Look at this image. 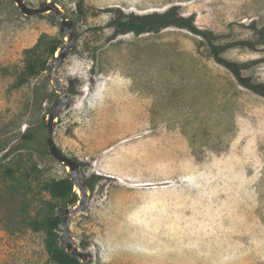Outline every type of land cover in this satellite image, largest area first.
Here are the masks:
<instances>
[{
    "label": "rangeland",
    "instance_id": "rangeland-1",
    "mask_svg": "<svg viewBox=\"0 0 264 264\" xmlns=\"http://www.w3.org/2000/svg\"><path fill=\"white\" fill-rule=\"evenodd\" d=\"M52 1L76 33L57 70L70 99L53 139L86 186L102 177L71 219L78 246L93 264H264V95L187 28L112 25L116 7L143 20L178 7L224 58L247 64L243 76L264 82V0ZM59 44L53 13L0 0V264H57L31 222L74 207L44 188L69 176L47 143L60 98L48 53ZM30 49L48 69L17 86Z\"/></svg>",
    "mask_w": 264,
    "mask_h": 264
},
{
    "label": "trees",
    "instance_id": "trees-1",
    "mask_svg": "<svg viewBox=\"0 0 264 264\" xmlns=\"http://www.w3.org/2000/svg\"><path fill=\"white\" fill-rule=\"evenodd\" d=\"M83 4L78 6V9L82 15H86V10ZM178 7H173L165 14L152 15L155 16L153 20H143L142 18L135 15H128L121 9L116 7L112 9L114 18L112 25L114 30L118 34L134 33L140 35L148 32L150 27L156 29L164 28L170 24L178 25L179 27L187 28L188 30L202 36L207 41L211 56H213L218 62L230 69L233 74L237 77L240 84L251 89L252 91L264 95V82H253L251 79L243 76L242 69L247 66L245 63H237L230 61L222 56V47L219 44L213 42L211 35L198 29L192 19H186L180 17L177 13ZM51 14V13H50ZM246 43V41H242ZM60 48L59 45H53L50 52V56L55 55L57 50ZM25 67L20 73L17 81V86L26 83L30 78L36 77L43 71L48 69V59L41 57V54L37 52V49H30L25 53ZM55 58V57H54ZM101 176H97L95 182L88 187L93 192L95 185L101 179ZM44 188L54 197L60 199H66L71 205H76L80 197L74 191V180L69 176L52 179L44 184ZM63 218L59 215H48L44 219H35L31 222V226L37 231H43L46 234V248L49 254L50 260L57 264H83L80 259L76 256L68 254L65 250V244L61 235ZM79 246L86 250L85 244H79Z\"/></svg>",
    "mask_w": 264,
    "mask_h": 264
},
{
    "label": "water",
    "instance_id": "water-1",
    "mask_svg": "<svg viewBox=\"0 0 264 264\" xmlns=\"http://www.w3.org/2000/svg\"><path fill=\"white\" fill-rule=\"evenodd\" d=\"M15 2L25 15L53 13L57 21L61 24L62 33L64 36H68V39H66V44L57 50L55 64L52 68V81L56 90L60 93V98L49 112V119L46 124L48 127L47 143L49 145L51 154L59 161L64 163L68 168H70L68 170L69 177L74 180L75 188H79L80 190V199L78 200L77 205H75L73 208L65 209L62 215V238L65 244V250L68 254L78 257L83 264H93L92 255L78 246L71 230V219L86 208V201L90 195L89 188L81 180L79 162L64 155L57 147L53 139V126L55 118L58 117L63 106L70 99V94L66 92V89L62 83V79L57 75V70L59 65L69 56L72 45L76 40V33L73 30V21L67 18L65 11L57 2L52 0L44 1L40 3L38 7L28 6L24 0H15Z\"/></svg>",
    "mask_w": 264,
    "mask_h": 264
},
{
    "label": "bare ground",
    "instance_id": "bare-ground-1",
    "mask_svg": "<svg viewBox=\"0 0 264 264\" xmlns=\"http://www.w3.org/2000/svg\"><path fill=\"white\" fill-rule=\"evenodd\" d=\"M66 39H68V36H66ZM56 55H57V54H56ZM69 169H70V168H69ZM77 190L80 191L79 188H76V191H77Z\"/></svg>",
    "mask_w": 264,
    "mask_h": 264
}]
</instances>
